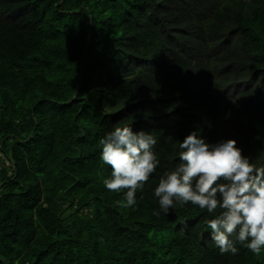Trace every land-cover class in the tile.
I'll list each match as a JSON object with an SVG mask.
<instances>
[{
	"label": "trees",
	"instance_id": "16d2710c",
	"mask_svg": "<svg viewBox=\"0 0 264 264\" xmlns=\"http://www.w3.org/2000/svg\"><path fill=\"white\" fill-rule=\"evenodd\" d=\"M116 126L157 139L128 208L103 183ZM193 131L264 167V0H0V264H264L203 238L219 209L160 210Z\"/></svg>",
	"mask_w": 264,
	"mask_h": 264
},
{
	"label": "clouds",
	"instance_id": "9594fccd",
	"mask_svg": "<svg viewBox=\"0 0 264 264\" xmlns=\"http://www.w3.org/2000/svg\"><path fill=\"white\" fill-rule=\"evenodd\" d=\"M157 139L151 132H133L116 126L99 140L101 159L111 168L103 183L112 192H124V208L136 203V192L156 171L159 160L153 151ZM179 163L166 170L154 189L160 210L168 214L176 204L191 203L209 213L211 238L221 253L236 254V244L256 255L264 248V167L242 154L234 139L206 143L190 132L179 143ZM159 216L160 212L154 211Z\"/></svg>",
	"mask_w": 264,
	"mask_h": 264
},
{
	"label": "built area",
	"instance_id": "2783aa9c",
	"mask_svg": "<svg viewBox=\"0 0 264 264\" xmlns=\"http://www.w3.org/2000/svg\"><path fill=\"white\" fill-rule=\"evenodd\" d=\"M0 156H1V153H0Z\"/></svg>",
	"mask_w": 264,
	"mask_h": 264
}]
</instances>
